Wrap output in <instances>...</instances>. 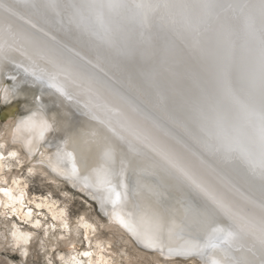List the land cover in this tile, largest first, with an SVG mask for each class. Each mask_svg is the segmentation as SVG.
Masks as SVG:
<instances>
[{
	"label": "bare ground",
	"instance_id": "1",
	"mask_svg": "<svg viewBox=\"0 0 264 264\" xmlns=\"http://www.w3.org/2000/svg\"><path fill=\"white\" fill-rule=\"evenodd\" d=\"M18 94L30 106L0 125V156L102 222L48 227L46 246L82 229L87 264H118L103 253L117 239L143 258L124 264H264V0H0V106ZM4 173L0 207L20 213L24 185ZM4 227L0 249L33 248Z\"/></svg>",
	"mask_w": 264,
	"mask_h": 264
},
{
	"label": "rangeland",
	"instance_id": "2",
	"mask_svg": "<svg viewBox=\"0 0 264 264\" xmlns=\"http://www.w3.org/2000/svg\"><path fill=\"white\" fill-rule=\"evenodd\" d=\"M23 94H18L11 103H7L3 108L0 106V125L6 120V118L15 113H24L29 108L28 97H21ZM23 98V99H22ZM24 100V101H23ZM11 114V115H10ZM3 171L0 176L5 174L4 172H10L12 175L19 176L20 185H24V199L22 200L21 212L14 213L8 206L0 207V232L5 230V224L15 223V225L24 230L28 229L30 232L36 235V241L33 242V248H30L26 255L20 254L19 251L7 249H0V261H7L11 264H75L70 261V257L73 258L75 255L79 257V261L83 264H87L86 257L80 258V253L85 249V232L82 229L78 230L80 233L75 234L76 242L73 245L67 246L68 250L58 245H45L44 235L46 229L51 227V234L53 236H60L65 239L70 237V231L72 224L77 221V218L85 213L88 220L95 223L98 226L101 218L96 212L92 203H90L84 196L68 188L61 182H53L44 179L43 176L38 174L30 173L24 164H20L16 159L3 155ZM42 202V203H41ZM45 202L54 203L55 207L66 211V221L63 225H57L56 221L53 220L52 216L43 205ZM41 204L42 206L37 207L36 205ZM31 212L30 219H23L24 213ZM100 219V220H99ZM99 220V221H97ZM89 221V222H90ZM95 221V222H94ZM38 222V226L33 223ZM100 222V223H99ZM97 232H102L104 236L107 232L98 227ZM77 235V236H76ZM92 236V234H90ZM89 235V236H90ZM102 236V237H104ZM120 242L119 239L113 242L109 250L104 251L111 258L113 263L124 264L126 255H131L130 258L133 260L143 262V258L138 256L136 250L131 249V245ZM72 250V251H71ZM71 252V255L69 252ZM136 252V253H135ZM138 254V255H137ZM138 262V263H139ZM190 260H174L166 264H190Z\"/></svg>",
	"mask_w": 264,
	"mask_h": 264
},
{
	"label": "snow or ice",
	"instance_id": "3",
	"mask_svg": "<svg viewBox=\"0 0 264 264\" xmlns=\"http://www.w3.org/2000/svg\"><path fill=\"white\" fill-rule=\"evenodd\" d=\"M3 157L2 156H0V159H2ZM0 191H2L3 192V194H5V195H10V193L9 192H7L6 190H0ZM28 215L30 216L31 215V212H29L28 213ZM38 226V225H37ZM25 255H26V253H25ZM83 255H85V256H90L91 255V253H83Z\"/></svg>",
	"mask_w": 264,
	"mask_h": 264
},
{
	"label": "water",
	"instance_id": "4",
	"mask_svg": "<svg viewBox=\"0 0 264 264\" xmlns=\"http://www.w3.org/2000/svg\"><path fill=\"white\" fill-rule=\"evenodd\" d=\"M24 95H22L21 97H23ZM23 99V98H22ZM24 101V100H23Z\"/></svg>",
	"mask_w": 264,
	"mask_h": 264
}]
</instances>
